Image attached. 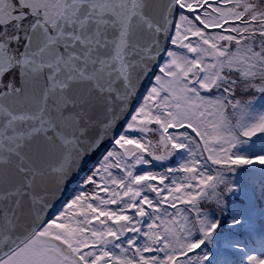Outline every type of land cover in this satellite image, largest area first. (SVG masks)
Here are the masks:
<instances>
[{
	"label": "snow or ice",
	"instance_id": "obj_1",
	"mask_svg": "<svg viewBox=\"0 0 264 264\" xmlns=\"http://www.w3.org/2000/svg\"><path fill=\"white\" fill-rule=\"evenodd\" d=\"M0 264H264V0H0Z\"/></svg>",
	"mask_w": 264,
	"mask_h": 264
}]
</instances>
